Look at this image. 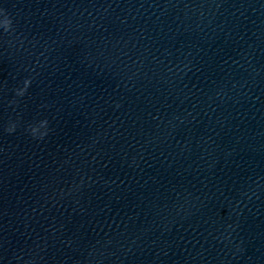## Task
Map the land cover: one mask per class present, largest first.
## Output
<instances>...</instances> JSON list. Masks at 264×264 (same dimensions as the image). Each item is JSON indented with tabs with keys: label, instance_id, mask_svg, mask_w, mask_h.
Masks as SVG:
<instances>
[{
	"label": "clouds",
	"instance_id": "9594fccd",
	"mask_svg": "<svg viewBox=\"0 0 264 264\" xmlns=\"http://www.w3.org/2000/svg\"><path fill=\"white\" fill-rule=\"evenodd\" d=\"M0 15H3V19H0V28H3L4 32L7 33L12 30V20L7 14V12L4 9H0ZM31 79H26L24 81V87L20 88L16 91L17 96H24L25 92L27 91V88L31 84ZM10 103H15V101H10ZM47 125L48 120L44 119L38 123V125H29L27 131L31 133V135L36 138L37 134H39V139H43L44 136L47 135ZM17 124L11 123L7 128L6 131L8 133H13L16 130ZM43 128L45 131L41 132L40 129Z\"/></svg>",
	"mask_w": 264,
	"mask_h": 264
}]
</instances>
